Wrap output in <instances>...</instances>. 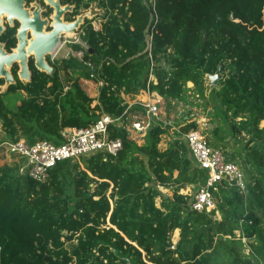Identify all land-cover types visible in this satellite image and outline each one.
<instances>
[{
  "label": "trees",
  "instance_id": "obj_1",
  "mask_svg": "<svg viewBox=\"0 0 264 264\" xmlns=\"http://www.w3.org/2000/svg\"><path fill=\"white\" fill-rule=\"evenodd\" d=\"M90 1L61 0L75 4L69 20ZM103 4L102 27L95 30L87 19L80 31L93 68L71 56L51 62L55 70L48 74L31 59L32 80L6 91L26 92L18 107L10 109L0 93L3 140L61 144L65 128L88 127L102 112L130 117L146 111L126 100L142 90L186 100L189 82L204 89L207 75L220 67L223 78L212 94L221 99L234 135L249 136L238 161L247 188L224 181L216 207L196 211L182 192L208 177L183 137L196 122L175 130L165 148L160 143L169 129L154 115L142 144L125 127L112 126L110 136L123 141L117 155L65 159L45 182L19 172L20 166L0 165V264H264V0H156L157 21L145 0ZM16 28L0 35L8 50L16 45ZM149 31L156 82L149 80ZM12 70L17 78L18 65ZM82 78L100 83L96 99Z\"/></svg>",
  "mask_w": 264,
  "mask_h": 264
},
{
  "label": "built area",
  "instance_id": "obj_2",
  "mask_svg": "<svg viewBox=\"0 0 264 264\" xmlns=\"http://www.w3.org/2000/svg\"><path fill=\"white\" fill-rule=\"evenodd\" d=\"M92 2L96 1L91 0L90 5ZM103 2H105V0H97L98 8H102L106 12ZM145 2L152 10V17L157 21L159 16L156 8V0H145ZM101 17L102 20L99 22V25L92 23L95 30H99L102 27L103 16ZM79 31H81V29ZM77 41L79 42L76 43L83 45V49L73 50L72 53L79 57L84 65L93 68L92 62L84 58L85 51L89 49V46L81 39L80 35ZM68 42L69 39L67 35L63 36L59 47L54 53L48 56V60L50 62H55L58 59L61 48ZM146 43L145 50L148 51V57L152 61L149 80L156 82L153 73V31H149L146 34ZM91 77L94 78V73L91 74ZM142 91L148 93L150 96L147 101L140 103L146 109L148 117L150 118V116L159 112V103L163 97L157 94V97L154 96L152 99L151 95L153 92H150L149 89ZM129 118L127 114L114 116L102 112L100 117L88 127L65 128L62 131L64 142L61 144H56L46 139L38 140L30 144L25 139L21 138L17 141L3 140L0 142V150H6V152L15 153L24 157V168L27 174L39 182H45L51 170L65 159L80 161L81 157L99 151L117 155L123 148V141L121 138H112L110 136L112 126L125 127L129 131L134 130L141 134L146 133L150 125L149 120L141 121L137 116L135 118L132 117L131 121L127 122ZM171 122V120L164 121V124H171ZM183 137L186 139L195 161L201 168L206 169L208 172L206 182L196 187L193 186L195 188L192 193L189 194L183 191V193L189 195L188 203L192 209L199 212H210L214 209L217 203L215 192L218 190L219 184L224 181L241 190H246L247 177L243 168L234 160H230L228 154L223 149L213 145L201 129L192 128L183 133ZM243 240L246 241V238L243 237ZM247 246L249 247L248 241Z\"/></svg>",
  "mask_w": 264,
  "mask_h": 264
},
{
  "label": "rangeland",
  "instance_id": "obj_3",
  "mask_svg": "<svg viewBox=\"0 0 264 264\" xmlns=\"http://www.w3.org/2000/svg\"><path fill=\"white\" fill-rule=\"evenodd\" d=\"M96 2L92 3H97ZM91 3V5H92ZM72 5V4H71ZM90 5V6H91ZM90 6L86 9H81V13L84 11H88ZM68 13L65 14V19L67 20ZM102 20L101 16H95L91 19L92 23H95L96 25H99V22ZM67 35V34H66ZM80 35V31H77L75 33H72V36L67 35V38L69 39V42L63 46L58 54V59L64 58V57H73L76 59L77 64L80 67H85L83 64V61L75 56L72 51L73 44L77 41ZM70 37V38H69ZM73 71V70H72ZM223 74V73H222ZM89 80V81H87ZM82 86L86 90V92L94 97L95 99L99 95V87L100 83L94 81L93 79H87L82 78L81 80ZM215 85L211 83V80L209 76L205 78V87L202 89L201 87H194L192 82L188 83V87L191 88L187 91L188 98L186 100H166L165 98H162L159 106L160 110L157 114L154 116L156 119H160L161 121H169L171 120V124H167V128L169 129V132L163 135L160 146L162 148L167 147L171 137L172 133H174L175 130L180 129L182 126L186 125L189 122L195 121L197 124V128L201 129L209 138L212 144H214L217 147H220L223 149L228 156L236 155V159L234 160L238 164H240L239 161V153L245 152V149L243 145L246 143V141L249 139V136L245 134L244 132L238 135H234L231 125V119L226 115V110L223 104L221 103V99L216 97L212 94V88ZM26 94V92H25ZM24 93L20 91H10V92H4L3 99L7 106L15 110L18 105L20 104L23 97H25ZM152 99L157 97V93L153 92L151 95ZM148 93L141 92L139 94H136L134 96H126V100L128 103L132 106L137 105V103H141L143 101H147L149 98ZM96 101L94 102V104ZM135 116H130L128 121H131L132 117H139V120L141 121H150V118L148 117V114L146 111L137 109L135 110ZM241 118H238L236 121H240ZM261 126H264V121L261 122ZM130 137L135 140L138 144H142L144 142V136L146 133H139L134 130L129 131ZM5 132L3 131V135ZM24 139V138H23ZM8 164L12 167L17 168V166H20L19 172L25 173L26 170L24 168L25 165V159L21 155L10 153L0 150V165ZM83 166V164H82ZM195 187L188 186L187 188L183 189L185 193H192L194 191ZM161 191L168 195L172 196V190L165 187H160ZM159 204V201H158ZM217 205V203H216ZM221 212L219 210L216 211V217L217 219L221 220ZM179 229L175 230L173 233V241L176 242L179 239ZM237 236L240 237V231H236ZM246 241H244V252L249 253L250 248L247 246V237Z\"/></svg>",
  "mask_w": 264,
  "mask_h": 264
},
{
  "label": "water",
  "instance_id": "obj_4",
  "mask_svg": "<svg viewBox=\"0 0 264 264\" xmlns=\"http://www.w3.org/2000/svg\"><path fill=\"white\" fill-rule=\"evenodd\" d=\"M45 2L55 11L50 19L42 17L41 5L36 1L32 4L35 9L31 13L26 7L27 0H0V35L8 27L17 26V42L11 50H8L6 44L0 41V93L8 91L9 87L16 84L18 80L24 83L32 80L31 58L34 59L38 70L52 74L55 67L48 60V56L59 47L61 38L67 32L79 31L86 19L106 15L102 8H98V3H92L88 11L79 13L74 20H66L65 14L73 11L74 4L63 6L60 0H45ZM14 65H18V79L12 71ZM207 76L214 85L223 78L220 67L214 74ZM3 138V123L0 119V141Z\"/></svg>",
  "mask_w": 264,
  "mask_h": 264
},
{
  "label": "flooded vegetation",
  "instance_id": "obj_5",
  "mask_svg": "<svg viewBox=\"0 0 264 264\" xmlns=\"http://www.w3.org/2000/svg\"><path fill=\"white\" fill-rule=\"evenodd\" d=\"M38 2L40 5H41V9H42V11H41V15H42V17H44V18H48V19H50L51 18V16L55 13V11H54V9H53V7H51L49 4H47L46 2H45V0H32V1H29V0H27V4H26V7L27 8H29V10H30V12L32 13V11H33V9H35V6L34 7H32V4H33V2ZM61 1V0H60ZM61 4L64 6V5H66V4H63L62 2H61ZM67 4H70V3H67ZM75 5V4H74ZM75 10V8L73 9V11ZM73 11H68L67 13H68V17L70 16V14L73 12ZM77 16V15H76ZM76 16L74 17V19L76 18ZM68 17H67V20H69L68 19ZM65 18V17H64ZM74 19H72V20H74ZM87 20V19H86ZM85 20V21H86ZM18 25V24H17ZM31 59H33V58H31ZM34 60V59H33ZM31 61V60H30ZM31 68V67H30ZM13 69V68H12ZM13 71V70H12ZM32 71V70H31ZM3 82V81H2ZM22 92V91H21Z\"/></svg>",
  "mask_w": 264,
  "mask_h": 264
},
{
  "label": "bare ground",
  "instance_id": "obj_6",
  "mask_svg": "<svg viewBox=\"0 0 264 264\" xmlns=\"http://www.w3.org/2000/svg\"><path fill=\"white\" fill-rule=\"evenodd\" d=\"M32 7H34L33 5H32ZM34 10V9H33ZM44 18V17H43ZM67 35H69V36H72V32H67ZM70 38V37H69Z\"/></svg>",
  "mask_w": 264,
  "mask_h": 264
},
{
  "label": "crops",
  "instance_id": "obj_7",
  "mask_svg": "<svg viewBox=\"0 0 264 264\" xmlns=\"http://www.w3.org/2000/svg\"><path fill=\"white\" fill-rule=\"evenodd\" d=\"M87 81H89V80H87ZM99 85H100V84H99ZM141 92H143V91H141ZM141 92H140V93H141ZM22 93H24V94H25V91H22ZM144 93H145V92H144ZM25 95H26V94H25ZM213 145H214V144H213Z\"/></svg>",
  "mask_w": 264,
  "mask_h": 264
},
{
  "label": "clouds",
  "instance_id": "obj_8",
  "mask_svg": "<svg viewBox=\"0 0 264 264\" xmlns=\"http://www.w3.org/2000/svg\"><path fill=\"white\" fill-rule=\"evenodd\" d=\"M159 95V94H158Z\"/></svg>",
  "mask_w": 264,
  "mask_h": 264
}]
</instances>
